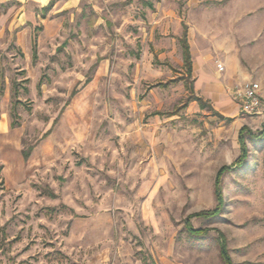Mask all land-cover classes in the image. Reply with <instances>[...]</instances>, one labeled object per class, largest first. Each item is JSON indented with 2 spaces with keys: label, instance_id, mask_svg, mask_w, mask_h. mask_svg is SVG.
Segmentation results:
<instances>
[{
  "label": "rangeland",
  "instance_id": "374dc122",
  "mask_svg": "<svg viewBox=\"0 0 264 264\" xmlns=\"http://www.w3.org/2000/svg\"><path fill=\"white\" fill-rule=\"evenodd\" d=\"M50 7L0 25V264H223L220 238L232 264H264V116L226 90L264 88V0ZM182 24L212 60L214 100L185 75ZM222 165L219 211L190 216L217 208Z\"/></svg>",
  "mask_w": 264,
  "mask_h": 264
},
{
  "label": "crops",
  "instance_id": "0c3cea01",
  "mask_svg": "<svg viewBox=\"0 0 264 264\" xmlns=\"http://www.w3.org/2000/svg\"><path fill=\"white\" fill-rule=\"evenodd\" d=\"M77 3L78 0H0V6L3 4H10V6H12V10L15 11V13L11 18L6 16L0 18V25L4 26V24L7 22L8 26L20 24V25H25L26 27L29 28V26H35L37 25L38 22H42L44 20V17L40 15V11L43 8H45L47 5H51L49 11H52V13H54L55 11H59L61 9L73 8L75 7V5H77ZM181 32L180 34H178L177 32L176 35L181 36ZM202 37L203 36H201V39L205 40ZM189 51L191 56V74L192 71H195L196 76L199 77L197 79L198 86H201L204 83V81L209 82L208 84L204 85L205 87L204 91L208 93L207 95L209 97H212L214 100V98L219 95L220 89L217 88L215 79L211 75V71L213 70L214 67L212 65V60L205 53H202L201 55L196 54L195 56V54L193 53L194 51L191 47H189ZM205 62L208 64V66L205 65ZM229 63H230V58L226 56L224 59V65L226 67L227 75H232L236 72L240 73L239 69L235 70L234 68H231V65ZM213 89H215V92H211L213 91Z\"/></svg>",
  "mask_w": 264,
  "mask_h": 264
},
{
  "label": "trees",
  "instance_id": "16d2710c",
  "mask_svg": "<svg viewBox=\"0 0 264 264\" xmlns=\"http://www.w3.org/2000/svg\"><path fill=\"white\" fill-rule=\"evenodd\" d=\"M187 27L185 24H182V32H181V36L179 38V44L181 47V57H182V66L184 68V72L186 77H190L191 76V56H190V51H189V46L187 43ZM190 101H197L198 104L200 105V107H203V101L200 97L198 96H193L191 97V99H189ZM245 127L242 126L239 130H238V136H237V141H238V145L241 151V158H239L238 162H235L234 167H237L238 165H241L242 161L245 158V145H244V138L242 136L243 131H245ZM23 158H27L29 155V152H24L23 154ZM231 168V167H230ZM225 169H228L227 166L222 165L220 166L215 173V177H214V181H213V195L215 198V201L217 202V208L215 207V209L213 210H206V211H199V212H195L193 214H191L190 216H204V215H208V214H216L219 209V205L222 204V190H221V176L224 172ZM217 209V210H216ZM188 216V217H190ZM186 230L187 232H189L190 234H198V233H202L203 230L200 229H192L188 223H186ZM218 254L219 257L222 261L223 264H232V261L227 253V249L225 247L224 244V240L222 238H220L219 240V246H218Z\"/></svg>",
  "mask_w": 264,
  "mask_h": 264
},
{
  "label": "built area",
  "instance_id": "2783aa9c",
  "mask_svg": "<svg viewBox=\"0 0 264 264\" xmlns=\"http://www.w3.org/2000/svg\"><path fill=\"white\" fill-rule=\"evenodd\" d=\"M216 68L221 71L223 65L217 63ZM226 90L242 114L264 116V88L258 80L243 79L226 86Z\"/></svg>",
  "mask_w": 264,
  "mask_h": 264
}]
</instances>
